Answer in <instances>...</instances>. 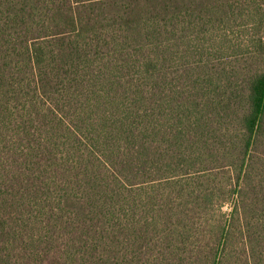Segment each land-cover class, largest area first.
<instances>
[{"label": "trees", "instance_id": "1", "mask_svg": "<svg viewBox=\"0 0 264 264\" xmlns=\"http://www.w3.org/2000/svg\"><path fill=\"white\" fill-rule=\"evenodd\" d=\"M0 264H264V0H0Z\"/></svg>", "mask_w": 264, "mask_h": 264}]
</instances>
